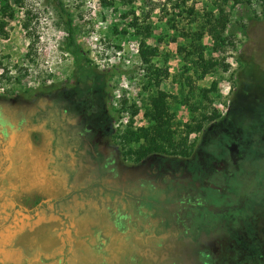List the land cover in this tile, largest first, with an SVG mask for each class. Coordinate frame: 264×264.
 <instances>
[{
	"label": "rangeland",
	"instance_id": "374dc122",
	"mask_svg": "<svg viewBox=\"0 0 264 264\" xmlns=\"http://www.w3.org/2000/svg\"><path fill=\"white\" fill-rule=\"evenodd\" d=\"M20 1L9 0L14 16L0 34V264H264V170L245 207L218 214L208 205L226 198L233 172L257 181L264 168V0L224 5L230 42L221 49L202 38L219 65L199 84L217 81L211 109L222 117L189 135L190 156L137 161L116 139L130 112L123 99L138 107L132 125L148 124L130 12H150L145 41L169 52L174 73L184 41L170 40L164 10L173 0H61L97 72L84 82L63 47L56 1ZM186 4L217 11L213 0ZM176 109L190 118L183 102Z\"/></svg>",
	"mask_w": 264,
	"mask_h": 264
},
{
	"label": "trees",
	"instance_id": "16d2710c",
	"mask_svg": "<svg viewBox=\"0 0 264 264\" xmlns=\"http://www.w3.org/2000/svg\"><path fill=\"white\" fill-rule=\"evenodd\" d=\"M14 5H19L20 0H13ZM59 12L64 17V29L66 38L64 49L72 55L74 73L80 82L87 81L97 72L92 65L88 55L83 50L76 38V28L73 24L71 13L63 6L61 0H55ZM188 0H173L169 12L165 9L167 24L172 30L170 40L175 41L181 37L184 42L176 46L181 64L174 73L168 72L166 65L169 52L159 49L158 46L149 45L145 39L150 37L155 27L150 20V12L141 18L134 11L130 25L134 29L133 36L139 38L140 58L144 67L143 83L147 90L144 101V116L148 122L146 126L134 127L132 116L138 111L134 104H127L126 99L121 101L123 109H129V120L121 128L117 129L116 139L119 142L121 152L134 161L152 155H169L188 157L194 147V139L201 132L205 122L218 120V115L211 109V103L215 93L218 92L217 81L213 80L209 86H201L199 81L207 74L216 71L219 59L213 58L211 54H204L202 38L207 32L213 39L212 50H218L224 44L230 42L225 35L228 24V14L224 12L227 2L232 4L249 3L250 0H213L217 11L212 8L197 10L193 4L187 5ZM104 5H112V0H101ZM15 8L9 0L0 1V34L5 33V18L14 16ZM182 19H186L182 21ZM193 24V26H191ZM25 27L27 24H24ZM123 33L125 31L123 30ZM226 38V39H225ZM160 57L161 63L156 60ZM0 61V67H2ZM4 71L2 75H6ZM1 78V77H0ZM169 79L171 83L177 84L176 93H170L160 88L162 81ZM184 103L190 114V118L183 122L176 117V108ZM224 115V114H223ZM191 133H196L193 140L189 139ZM142 142L138 147H132L134 143ZM248 167L254 165L248 163ZM263 170L259 173L260 178L256 181V174L248 176L238 171L233 172L228 186L230 190L225 199L216 202L209 196L208 205L213 211L226 213L228 210H239L246 206L250 198L249 193L258 188L257 182L262 179ZM255 183V184H254ZM199 202H196V204Z\"/></svg>",
	"mask_w": 264,
	"mask_h": 264
},
{
	"label": "built area",
	"instance_id": "2783aa9c",
	"mask_svg": "<svg viewBox=\"0 0 264 264\" xmlns=\"http://www.w3.org/2000/svg\"><path fill=\"white\" fill-rule=\"evenodd\" d=\"M229 91V86H226L224 92L227 94ZM129 119V113L124 117V119L122 120L124 124H126L128 122ZM119 125V124H118Z\"/></svg>",
	"mask_w": 264,
	"mask_h": 264
}]
</instances>
